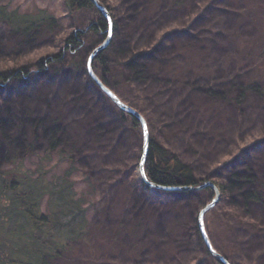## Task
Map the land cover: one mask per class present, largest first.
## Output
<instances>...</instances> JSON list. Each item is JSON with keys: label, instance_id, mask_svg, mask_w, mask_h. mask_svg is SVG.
<instances>
[{"label": "trees", "instance_id": "trees-1", "mask_svg": "<svg viewBox=\"0 0 264 264\" xmlns=\"http://www.w3.org/2000/svg\"><path fill=\"white\" fill-rule=\"evenodd\" d=\"M97 2L112 35L92 70L145 119L147 180L215 184L219 200L204 216L212 247L230 264H243V248L259 249L257 264L264 253V0ZM63 4L77 24L42 55L31 51L60 29L59 18L0 4V30L14 38L10 48L0 43V264H99L112 253L136 261L152 246L161 262L174 264L196 246L199 259L222 264L197 224L213 190L164 191L138 178L139 121L86 71L108 23L90 0ZM13 92L26 105L16 107Z\"/></svg>", "mask_w": 264, "mask_h": 264}, {"label": "rangeland", "instance_id": "rangeland-1", "mask_svg": "<svg viewBox=\"0 0 264 264\" xmlns=\"http://www.w3.org/2000/svg\"><path fill=\"white\" fill-rule=\"evenodd\" d=\"M0 4L5 5V7L8 10H15L19 13H22L23 11H35L36 9H46L48 12L53 13L56 17L59 18L60 21V29L55 33L52 34V36L41 37L40 43L37 45V48L34 49L32 52L34 53H40L41 55L44 53L55 51L59 48L57 44L59 43V37H64L66 33H69L71 29H74L76 25H73L76 23V18L71 16L67 13L66 7L63 4V0H0ZM78 16V15H77ZM233 23V21H231ZM77 24V23H76ZM160 25V23L155 22V27L157 28ZM72 26V27H71ZM54 39V40H53ZM13 33H11L9 30H6L5 28L0 30V43L7 46L12 47L14 45L13 42ZM52 40V41H51ZM54 41V42H53ZM60 45V43L58 44ZM58 47V48H57ZM24 49V47H22ZM39 54V55H40ZM85 77L80 76L81 80H84ZM83 85V83L81 84ZM79 89V85L78 88ZM44 90L35 93L38 97L39 95L44 94ZM12 97L13 103L16 107H18L20 104L26 105L27 101L24 100V97L22 95H18L15 92L9 95ZM41 99V97H40ZM36 105H40L41 103H36ZM86 163L93 164L90 161ZM136 173V171H135ZM138 178L139 173L137 170ZM92 211H90V217H91ZM165 223H163L164 226ZM171 224V223H170ZM193 241V240H191ZM127 242H124L123 245L127 246ZM250 247V245L248 246ZM194 250L191 251L189 254H185L184 256L181 255L180 258L177 261H174V264H209V261L207 259H199V251L196 246L193 247ZM257 250L253 247H250L248 250L242 249V252L246 256V259L242 261L243 264H256L255 257L257 256ZM260 251V250H259ZM115 253V252H114ZM198 257L192 259L191 258ZM69 262L68 264H80L78 259H72V258H66ZM161 255L159 251L157 250V247L152 246L148 252H145L140 255V257L135 261L130 258V255H127L126 253L122 254H111L110 256L106 257L105 260L102 258L101 262L99 264H170L168 261L161 262ZM257 264H264V253L261 252V255H259L256 259ZM90 264H97L95 261H92Z\"/></svg>", "mask_w": 264, "mask_h": 264}, {"label": "water", "instance_id": "water-1", "mask_svg": "<svg viewBox=\"0 0 264 264\" xmlns=\"http://www.w3.org/2000/svg\"><path fill=\"white\" fill-rule=\"evenodd\" d=\"M98 9V11L103 15V17L105 18V20L108 23V30H107V35L106 38L102 41L101 44H99L98 46H96L89 54L87 61H86V71L89 75V77L98 85V87L111 99V101L122 111L128 113L129 115L135 117L140 124L141 127V133H142V153H141V159L139 162V167H138V173H139V177L140 180L144 183H146L149 187L154 188V189H160V190H164V191H186V190H200L203 189L205 187H209L213 190L214 196L211 199V201L209 203H207L204 207H202V209H200L199 213H198V217H197V224H198V229L201 235V238L208 250V252L218 261H220V263L222 264H230L222 255H220L218 252H216L214 250V248L212 247L210 240L207 236V233L205 231V226H204V216L205 214L212 209L218 202L219 197H220V193L218 188L216 187L215 184H213L210 181H206L204 183H201L197 186H180V187H172V186H162V185H158L152 182H149L145 176L144 173V169H143V165H144V161L147 155V151H148V146H149V131H148V127H147V123L145 121V119L142 117V115H140V113H138L136 110H134L133 108L129 107L128 105H126L125 103H123L110 89H108L106 86H104L100 80L96 77V75L94 74L93 70H92V61L94 56L99 52L102 51L104 49L107 48V46L110 43L111 40V35H112V20L108 14V11L106 10L105 7H103L102 5H100L97 0H90Z\"/></svg>", "mask_w": 264, "mask_h": 264}]
</instances>
